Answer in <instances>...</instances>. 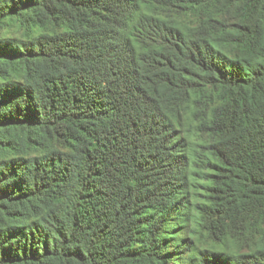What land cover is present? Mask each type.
<instances>
[{
  "label": "trees",
  "instance_id": "1",
  "mask_svg": "<svg viewBox=\"0 0 264 264\" xmlns=\"http://www.w3.org/2000/svg\"><path fill=\"white\" fill-rule=\"evenodd\" d=\"M0 264H264V0H0Z\"/></svg>",
  "mask_w": 264,
  "mask_h": 264
}]
</instances>
